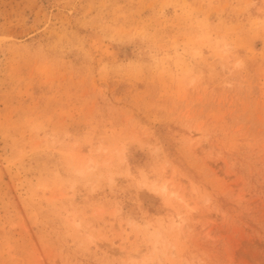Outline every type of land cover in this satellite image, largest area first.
Segmentation results:
<instances>
[{
    "label": "rangeland",
    "instance_id": "1",
    "mask_svg": "<svg viewBox=\"0 0 264 264\" xmlns=\"http://www.w3.org/2000/svg\"><path fill=\"white\" fill-rule=\"evenodd\" d=\"M0 264H264V0H0Z\"/></svg>",
    "mask_w": 264,
    "mask_h": 264
},
{
    "label": "bare ground",
    "instance_id": "2",
    "mask_svg": "<svg viewBox=\"0 0 264 264\" xmlns=\"http://www.w3.org/2000/svg\"><path fill=\"white\" fill-rule=\"evenodd\" d=\"M163 187H165V186H163ZM166 188V187H165ZM164 190V189H163ZM174 225V224H173Z\"/></svg>",
    "mask_w": 264,
    "mask_h": 264
}]
</instances>
